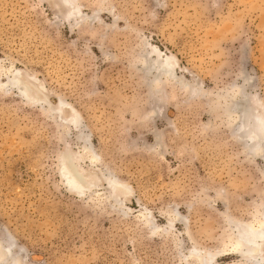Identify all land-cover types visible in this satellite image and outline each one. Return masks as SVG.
<instances>
[{
  "label": "rangeland",
  "instance_id": "obj_1",
  "mask_svg": "<svg viewBox=\"0 0 264 264\" xmlns=\"http://www.w3.org/2000/svg\"><path fill=\"white\" fill-rule=\"evenodd\" d=\"M236 102L264 115V0H0V264H264Z\"/></svg>",
  "mask_w": 264,
  "mask_h": 264
},
{
  "label": "bare ground",
  "instance_id": "obj_2",
  "mask_svg": "<svg viewBox=\"0 0 264 264\" xmlns=\"http://www.w3.org/2000/svg\"><path fill=\"white\" fill-rule=\"evenodd\" d=\"M70 2L71 0H65ZM72 10V9H71ZM164 62V60H162ZM163 62H161L163 64ZM158 63V68L160 67L165 74H171V70L168 66H164ZM167 65V64H166ZM154 66V65H153ZM168 67V68H167ZM10 84L16 85L19 82V76L16 74L12 76L9 80ZM28 87H22L21 90L24 92L28 91ZM247 98L245 97V102ZM235 105L241 108L242 115L240 117V123L238 130L241 132L244 130L245 136L247 137L250 147L253 150L257 148L264 150V115H253L250 116V111L248 112L245 107L246 104L236 102ZM248 109V108H247ZM249 113V116H248ZM77 118L72 117V121H76ZM61 174L64 177L65 182L69 187L74 188L78 191H82L85 188V177L81 172L76 171V167L70 164L71 156L63 155L61 156ZM109 184L111 187L119 186L118 181L115 178L109 177ZM262 222L260 225L249 230L247 227L238 225L237 235H236V248L242 253V255L255 258L257 261L264 262V257H260V243L264 240V212ZM4 251L8 252L7 249ZM210 257H203V263H208Z\"/></svg>",
  "mask_w": 264,
  "mask_h": 264
}]
</instances>
